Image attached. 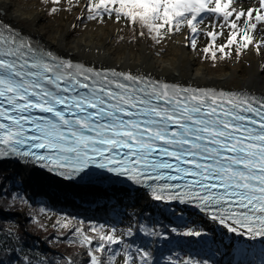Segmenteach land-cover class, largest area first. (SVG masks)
<instances>
[{"label": "snow or ice", "instance_id": "obj_1", "mask_svg": "<svg viewBox=\"0 0 264 264\" xmlns=\"http://www.w3.org/2000/svg\"><path fill=\"white\" fill-rule=\"evenodd\" d=\"M233 4L89 0L86 7L89 19L115 14L117 21L125 18L147 29L156 43L164 39L162 30L172 33L186 27L196 34L204 14H214L222 17V27L231 29L219 51L235 44L240 55L254 43L253 30L264 24V0L245 11H236ZM242 17L247 18L239 30ZM191 45L195 48V39ZM213 46L214 40L203 51ZM261 46L264 42H256L257 51ZM11 158L42 162L41 167L66 178L95 165L142 184L154 201L191 204L231 233L244 235V229L252 239L264 237V98L87 68L36 49L0 26V162ZM75 233L82 236L81 245L88 246L90 264H104L106 245L121 242L111 233L102 234L103 243L93 247V238L80 228ZM107 251L112 252L111 247ZM136 251L140 264H151L148 252ZM130 261L136 264L126 252L123 264Z\"/></svg>", "mask_w": 264, "mask_h": 264}, {"label": "bare ground", "instance_id": "obj_2", "mask_svg": "<svg viewBox=\"0 0 264 264\" xmlns=\"http://www.w3.org/2000/svg\"><path fill=\"white\" fill-rule=\"evenodd\" d=\"M73 20V15L63 16L59 22L51 24L46 22L44 11L35 9L33 4L25 6L18 0H0L1 24L29 35L36 42L52 49L57 55L68 60L72 59L82 64L109 67L125 73L142 74L171 82H184L199 87L196 89L239 90L251 96L254 94L259 97L264 96V51L262 48L257 51L256 47H253L247 55L242 57L240 62H226L223 65L211 67L206 60H201L193 50L187 49L185 46L187 40L183 36L173 37L167 51L160 52L153 50L144 39L137 42V48L128 43L116 44L115 37L120 31L118 24L114 26L110 23L95 25L92 22L87 24L80 37H74L70 32ZM20 165L22 175L30 188L37 185L49 187L59 180L57 176L45 169L40 170L26 163ZM71 185L83 191L91 190V194L98 196L95 208H89L91 211L106 209L105 206L111 203L118 207H130L133 205V201L140 208H144V206L152 209L158 207L164 215L170 213L173 208H178L177 205L169 201H154L151 194L145 189L116 185L106 188L78 183ZM55 190L57 195L55 191L51 194L54 196L53 198L47 196L48 203L51 206L67 207L68 204H64L61 200L64 198L59 195L58 189ZM74 202L77 201L74 200ZM82 209L88 210V208ZM199 213L206 225L214 227L218 235L229 240L232 244H241L245 241L256 244L264 241V238L259 236L255 239L250 238L245 231L244 235L231 233L219 223L212 221L208 215Z\"/></svg>", "mask_w": 264, "mask_h": 264}, {"label": "trees", "instance_id": "obj_3", "mask_svg": "<svg viewBox=\"0 0 264 264\" xmlns=\"http://www.w3.org/2000/svg\"><path fill=\"white\" fill-rule=\"evenodd\" d=\"M238 11H245V9L241 8ZM207 15L208 14H204V19L207 18ZM103 16L108 15L104 14ZM112 16H115V14ZM246 18L247 17H242L241 19L244 21ZM97 19H100V17ZM121 19L126 20L129 28L133 30L137 29L140 32H148L147 29L142 28L139 24H131L127 19ZM230 19H234V17ZM238 23L240 25L239 30H243L244 25L240 24V21ZM184 28L186 27H182L181 30ZM200 29L201 28H199V31L202 32V29ZM181 30L179 32H181ZM213 31L220 33V35L210 38L207 33ZM229 31H231V29L228 28L223 36L222 32L214 28L213 30L212 28L204 29L203 33L205 38L201 44L202 48L209 47L214 40V46L210 48L208 53H210L211 56L212 52L221 54L219 47L226 43ZM255 31L256 29L252 32L254 41H256V36H254ZM198 32L193 34L188 30V35L190 38L195 39V37L198 36ZM236 47L237 45L234 44L230 48H226L224 53L230 50L234 51V54L237 55L235 50ZM14 172L15 171L11 167L3 164L0 165V195L1 193L4 195V192H2L3 189L4 191H6V188L11 190L12 185L7 186V180L11 179L8 177L11 173L15 175ZM58 193L60 195L62 191L58 190ZM70 197L76 200L80 205H85L89 202H91L90 204H96L95 202L98 201V196L94 194L82 195L77 193L70 195ZM44 199L37 198L35 200L38 202L39 206L43 205L44 209H54L57 211V217L59 216L58 220L60 221V223L57 221L60 226L57 230L59 233L57 235L50 233H46V235L43 234L42 231L41 233L40 231L28 233L24 231L18 233L16 229L7 231V228L0 226V264H68L69 261H71L72 264H90V258L87 255L88 246L81 245L80 241L82 236L73 231L79 228L80 224V229L83 234L85 228L91 230L93 247L103 243V241L99 240V236L102 234L111 233L115 236L118 235L115 234V225L118 224L116 222L118 217L114 213H108V208L100 211H91V209H73L70 206H50L48 201ZM131 217V227L124 233L123 242L106 245V249L102 255L97 253V255H101L104 264H114L113 261H109L108 259L109 256L113 254H116L115 256L121 254L122 258L120 264H123V258L126 252L136 258V264H140L138 259L139 253L136 251L137 248L149 253L151 264H172L173 261H176V264H183L185 260L190 261L191 264H204L205 261H207V264H264V246L254 247L245 245V248L242 250L226 248L224 244L216 239L212 233H209L205 227L196 224V226L191 229L189 225L181 221L182 216L180 215H177L174 219L167 220L158 214L157 211H155V213L151 211H146L144 213H142V211H133ZM0 219L8 222L16 221L15 218H10L2 214ZM69 221H73L74 224L73 228L67 231V228L62 227V225ZM105 223L110 226L108 230L103 229V231L99 229L101 224L105 225ZM178 223L180 224L178 225ZM1 224L2 223H0V225ZM41 228L44 231L46 225ZM93 229H95V231H93ZM173 229H176V231H173ZM187 231H199L202 235L186 236L183 233ZM146 232L151 234H146ZM35 233L41 234L42 236L44 235L45 237H42L45 241L44 243H47L56 251L49 250L51 255L46 256L45 254L48 250L43 248L47 246L45 247L39 243L38 234L36 235ZM108 247H111L112 252L107 251ZM219 257H221V259H219Z\"/></svg>", "mask_w": 264, "mask_h": 264}, {"label": "rangeland", "instance_id": "obj_4", "mask_svg": "<svg viewBox=\"0 0 264 264\" xmlns=\"http://www.w3.org/2000/svg\"><path fill=\"white\" fill-rule=\"evenodd\" d=\"M18 1L23 2L25 6H28V4L29 5L33 4V7L35 9L38 8L39 10L44 11L46 22H49L51 24L52 23L56 24L62 19L63 16L73 15L74 23L70 27V32H72L73 34L72 36L74 37H80L81 34L83 33V29L86 28L87 24L92 23V22L95 25H103L105 23H110L111 25L114 26L115 24H118L117 25L118 30L120 31L118 35L115 37L116 44H119L121 42L123 44L128 43V44H133V47L137 48V42L139 40L144 39L147 41L148 45L153 50L160 51V52H166L170 45V41L172 40L173 37L183 36L187 40V43H185V46L187 47V49H189L190 51L193 50L195 54L201 60L203 61L206 60L210 64L211 67L220 66V65L225 64L226 62H233V61L235 63L240 62L243 59L242 58L243 56L247 55L248 52L253 47H256V42L264 41V37H263L264 36V24H258V27L254 33V36H256L255 37L256 41H254L252 45H249L247 49L243 50L240 55H235L234 51L229 50L226 53H221V54L217 53L215 58H213L210 53H205L203 51V48L201 45L205 38L203 30L208 29V28H212L213 30L214 28L222 32V35L224 36L226 33V30L228 29L227 26L222 27V25H224V21L222 17L215 16L214 14H208L207 18L203 20V23L199 24V28L202 29V32L199 31L200 33L198 32V36L195 37L196 46L195 48H193L191 45V40L193 38L189 37L187 28H184L183 30H181V32L173 31L172 33H167L165 30H162L164 39L161 40L160 43H156V41L151 38L150 33L147 32V33H144L143 36H141L139 35L140 31H138L137 29L133 30L129 28L126 20L120 19L119 21H117L115 16H111V17L103 16L102 19L100 18L97 20L89 19L88 17L90 16V13L88 12L87 7H86L88 0H60L59 4H53L52 0H18ZM233 7L236 8L237 11L240 10L241 8H244L245 10L249 8L255 9V8H258V0H234ZM52 8H56L57 11L52 13L50 11ZM240 24L244 25L243 19L240 20ZM260 48H262V50L264 51V46H261ZM1 164L9 166L15 171L14 172L15 175H12V173L10 174L11 176L8 175V177L11 179L7 180L8 182L7 186L12 185L11 190L6 188V191H4L3 189L2 192H4V195L2 193L0 195V212L1 211L9 212V213L14 212L17 214L15 216H12L13 218H15L16 221L8 222L3 219H0V223H2L0 226H4V228H7V231H12L15 229L18 233H22L24 231H26L27 233L40 231L41 233L42 231L43 234L50 233L53 235H57L59 233V231L57 230L60 227L59 226L60 221L58 220L59 216L57 217L58 215L57 211H55L54 209L44 210L43 208L44 206L43 205L39 206L38 202L35 200L37 198L44 199L46 196H49L52 193H54L56 191L55 189L62 191V194L60 193V195L64 199H61V200H63L64 204L67 203L68 204L67 206L73 207L75 209H78V208H88L89 209V208H95L96 206L95 204H90L91 202L85 205H79V204L76 205L73 198L70 197V195L77 194V193L82 194V195H85V194L89 195L91 194L90 192L91 190L83 191L79 189L78 187L75 188L74 186L69 185V184L65 185L64 183H61L59 181H56L49 187H46L43 185H37V186H34L33 188H30L29 185H27L25 178L22 175L21 165L19 163H11V162L8 163V162L2 161L0 162V165ZM55 193L57 195V191ZM66 199H69V202ZM105 207L109 209L108 213H114L118 217L116 221L118 224L115 225V234H118L116 237H118L120 241L122 242L124 240L123 237L125 236L124 233L126 232L127 229H130L131 227V220H132L131 213L133 211H142V213L146 211H151L155 213V211H157L158 214H160L167 220L174 219L175 217H177V215L182 216L181 221L189 225L191 229L194 226H196V224L199 226L205 227L207 231L209 233H212V235H214L216 239L221 241L226 248H233V249L235 248L237 250H242L245 248V245H251L254 247L264 246V241L256 243V244H251L248 241L242 242L241 244H232L229 240H226L225 238L218 235L214 227L212 226L210 227L206 225L204 223V219L200 217L201 215L200 213L190 208H186V207L184 208V207L178 206V208H173L171 212L168 213L167 215H164L163 211L158 207H155L154 209L148 206H144V208H140L139 206H136L135 201H133V205H131L130 207H127V206L118 207L116 205H113L112 203L109 204L108 206L106 205ZM8 217L12 218L11 216H8ZM57 221H59V223H57ZM67 224L69 225L68 228L66 229L67 231L73 228V224H74L73 221H69ZM179 224L180 223H178V225ZM45 225H46V228L43 231L41 227H44ZM80 225H79V228H80ZM109 227L110 226L106 225L105 223V225L101 224V227H99V229L108 230ZM73 232H75V230ZM35 234L37 235L38 233H35ZM84 235L91 237L92 235L91 230H87L85 228ZM43 236L41 234L37 235L38 239L40 240L39 243L45 247L47 246L46 248H43V249L48 250L46 251L45 255L50 256L51 253L49 252V250L50 251H56V250L50 245H48L47 243H44L45 241L42 239ZM121 258H122L121 254L115 256V260L113 261L114 264H120ZM219 259H221V257H219Z\"/></svg>", "mask_w": 264, "mask_h": 264}, {"label": "water", "instance_id": "obj_5", "mask_svg": "<svg viewBox=\"0 0 264 264\" xmlns=\"http://www.w3.org/2000/svg\"><path fill=\"white\" fill-rule=\"evenodd\" d=\"M3 162H8V163H19V161H18V158H11V159H5V160H3ZM19 164H21V163H19ZM26 164H29L30 166H35V165H33V163L32 164H30L29 162H26ZM36 167V166H35ZM58 177V176H57ZM58 181L59 182H61V183H64L65 185L66 184H69V185H71L72 184V182H69V181H65L62 177H58ZM49 196H51L52 198H53V196L52 195H49ZM46 199H47V196L45 197ZM68 202H69V199H66ZM4 215V216H15V215H17L16 213H14V212H12V213H9V212H4V211H1L0 212V215Z\"/></svg>", "mask_w": 264, "mask_h": 264}]
</instances>
